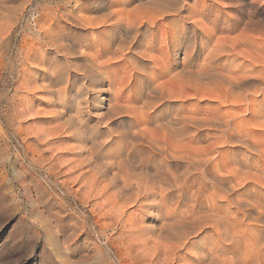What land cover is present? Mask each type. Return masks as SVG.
Returning a JSON list of instances; mask_svg holds the SVG:
<instances>
[{
  "label": "rangeland",
  "instance_id": "374dc122",
  "mask_svg": "<svg viewBox=\"0 0 264 264\" xmlns=\"http://www.w3.org/2000/svg\"><path fill=\"white\" fill-rule=\"evenodd\" d=\"M260 152L264 0H0V264H264Z\"/></svg>",
  "mask_w": 264,
  "mask_h": 264
},
{
  "label": "bare ground",
  "instance_id": "6f19581e",
  "mask_svg": "<svg viewBox=\"0 0 264 264\" xmlns=\"http://www.w3.org/2000/svg\"><path fill=\"white\" fill-rule=\"evenodd\" d=\"M118 20H119V19H118ZM116 21H117V20H116ZM135 21H136V23H137V20H135ZM139 21H140V20H139ZM113 23H114V22H113ZM113 23H112V24H113ZM119 23H121V21H117V25H118ZM134 23H135V22H133V24H134ZM145 23H146V22H145ZM127 24H128V23H127ZM131 24H132V23H131ZM131 24H130V25H131ZM138 24H139V22H138ZM141 24H142V23H141ZM119 25H121V24H119ZM119 25H118V26H119ZM136 25H137V24H135V26H136ZM145 25H146V24H145ZM131 26H132V25H131ZM137 26H138V25H137ZM152 26H155V25H152ZM110 27H111V26H110ZM113 27H114V25H113ZM142 27H143V26H142ZM149 27H150V26H149ZM115 28H117V27H115ZM135 28H136V27H135ZM137 28H138V27H137ZM152 28H153V27H152ZM133 29H134V28H133ZM137 30H138V29H137ZM141 30H142V29H141ZM141 30H139V31H141ZM135 31H136V30H135ZM136 32H137V31H136ZM136 32H135V34H136ZM139 34H140V33H139ZM139 34H136V35H139ZM137 37H138V36H137ZM135 38H136V37H135ZM136 39H137V38H136ZM123 41H124V40H122V42H123ZM122 42L120 41L121 44H122ZM123 43H125V42H123ZM121 44H118V45H119V46H123V47H125L124 45H121ZM125 44H126V43H125ZM118 45H117V46H118ZM126 45H127V44H126ZM115 46H116V45H115ZM119 46H118V47H119ZM116 48H117V47H116ZM111 50H112V49H111ZM116 50H117V49H116ZM124 50H125V48H124ZM124 50H122V51H124ZM112 51H114V50H112ZM122 51H121L120 48H119V49H118L116 52H114L113 54H114V55H115V54H120V56H119V55H118V56L116 55V56H117L116 58H114V57H112V58H114V60H115V59L120 58V57H122V56L125 57V55H126L128 52H127L126 54H121ZM123 53H124V52H123ZM111 54H112V53H111ZM114 55H112V56H114ZM109 58H110V57H109ZM124 59L126 60V58H124ZM109 60L112 61L113 59H112V60L109 59ZM120 61H121V60H117V61L115 60L116 63H118V62H120ZM122 61H123V60H122ZM122 61H121V62H122ZM121 62H120V63H121ZM101 63H105V62H101ZM107 63H108V62H107ZM116 63H115V64H116ZM99 64H100V63H99ZM95 65H96V64H95ZM100 65H101V64H100ZM109 65H111V62H110ZM112 65H113V64H112ZM105 66H107V65H105ZM107 67H108V66H107ZM111 67H112V66H111ZM104 68H105V67H104ZM104 68H102V69H104ZM99 70H101V69H99ZM105 70H106V69H105ZM108 70H109V68H108ZM108 70H107V71H108ZM100 72H101V71H100ZM102 72H103V70H102ZM104 72H105V71H104ZM99 74H100V73H99ZM109 81H110V80H109ZM112 81H114V80H112ZM114 82H116V81H114ZM109 85H111V84L109 83ZM109 85H108V86H109ZM112 85H113V84H112ZM114 85H115V84H114ZM114 85H113V86H114ZM113 86H112V87H113ZM254 89H255V88H254ZM257 91H258V90H257ZM114 95H115V94H114ZM116 96H117V95H116ZM114 97H115V96H114ZM114 100H115V99H114ZM250 144H251V143H250ZM251 145H253V147H254V144H251ZM251 145H250V146H251ZM248 147H249V146H248ZM253 147H252V148H253ZM253 149H254V148H253ZM255 149H256V148H255ZM250 150H251V149H250ZM258 152H259V151H258ZM261 152H262V151H261ZM261 152H260V153H261ZM263 153H264V152H263ZM263 153H261V154H263ZM263 155H264V154H263ZM263 157H264V156H263ZM261 159H264V158H261ZM256 160H257V159H256ZM256 160H255V162H256ZM260 161H261V160H260ZM258 165H259V164H258ZM258 165H257L256 168H258ZM253 166H255V164H253ZM263 166H264V165H263ZM252 168H254V167H252ZM260 168H261V167H260ZM261 169H262V168H261ZM238 170H239V173H240V168H239V167H238ZM257 171H258V170H257ZM259 171H261V170H259ZM229 172L231 173V171H229ZM232 172H233V170H232ZM241 172H242V171H241ZM230 173H229V174H230ZM234 173H235V172H233V174H234ZM238 176H239V174H238ZM232 177H233V176H232ZM234 177H235V174H234ZM234 177H233V178H234ZM236 177H237V176H236ZM227 178H228V177H227ZM231 179H232V178H231ZM236 179H237V178H236ZM239 180H240V179H239ZM239 180H238V181H239ZM256 180H257V179H256ZM252 181H253V180H252ZM254 182H255V181H254ZM135 183H136V182H135ZM255 183H256V182H255ZM260 183H261V182H260ZM257 184H258V183H257ZM248 185H249V184H248ZM255 189H257V188H255ZM150 190H152V189H150ZM148 191H149V190H148ZM257 191H258V189L256 190V192H257ZM258 192H259V191H258ZM258 192H257V193H258ZM261 192H262V191H261ZM147 193H148V192H147ZM150 193H151V191H150ZM247 193H248V192H247ZM257 193H255V194H257ZM252 194H253V192H252ZM259 194H260V192H259ZM261 194H262V193H261ZM150 195H151V194H150ZM212 195H213V194H212ZM253 195H254V194H253ZM148 196H149V194H148ZM213 196H214V195H213ZM125 200H126V199H125ZM227 201H228V199H227ZM227 203H231V201H230V202H227ZM233 203H235V202L233 201ZM243 203H244V202H243ZM254 203H255V202H254ZM235 204H236V203H235ZM256 204L260 205L259 203H256ZM256 204H254V205L256 206ZM237 205L240 206L239 204H237ZM252 205H253V204H252ZM258 205H257V206H258ZM250 206H251V205H250ZM255 206H254V207H255ZM251 207H252V206H251ZM258 207H259V206H258ZM263 207H264V206H263ZM256 208H257V207H256ZM259 208H260V209H259ZM259 208H257V209H259V210L261 211V207H259ZM237 209H238V208H237ZM250 210H251V209H250ZM250 210H249V211H250ZM242 211H243V210H242ZM244 211H245V210H244ZM244 211H243V212H244ZM247 211H248V210H247ZM243 212H242V213H243ZM244 213H245V212H244ZM260 213H262V212H260Z\"/></svg>",
  "mask_w": 264,
  "mask_h": 264
}]
</instances>
